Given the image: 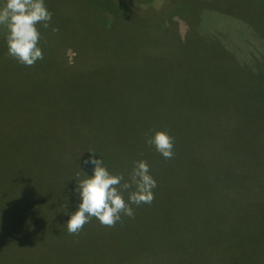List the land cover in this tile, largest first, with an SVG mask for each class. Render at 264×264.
<instances>
[{"label":"rangeland","instance_id":"rangeland-1","mask_svg":"<svg viewBox=\"0 0 264 264\" xmlns=\"http://www.w3.org/2000/svg\"><path fill=\"white\" fill-rule=\"evenodd\" d=\"M127 1L133 0H0L1 62L9 55H36L38 45L52 55L51 42L100 56L106 45H130L137 70L119 79L113 70L99 68L98 81L84 90L95 108L127 111L121 126L109 130L115 139L107 138L111 123L86 145L98 151L43 147L25 141L28 130L17 122L1 124L0 231L9 228L10 219L13 225L19 219L13 230L84 232L99 230L102 221L134 229L133 203L147 201L145 186L156 182L151 159L159 173L165 168L175 179L184 170L194 173L192 190L170 197L201 199L216 210L219 227L209 237L221 233L213 248H223L218 243L225 241L220 264H233L230 249L237 243L253 264H264V0H154L136 16L140 25L132 29L147 31L140 34L115 24L102 32L89 24L106 20L116 3L123 7ZM33 62L23 71L28 79L35 73ZM39 65L49 76L61 74L49 61L46 69ZM3 67L0 85L13 77L21 88L20 69ZM49 84L55 96L57 85ZM39 89L48 92L46 85ZM59 106L48 100L42 114ZM30 137L37 142L35 134ZM143 149L145 156L139 154ZM150 149L156 154L148 155ZM107 151L112 158L102 156ZM253 185L259 189L252 192ZM197 205L191 203L187 212Z\"/></svg>","mask_w":264,"mask_h":264},{"label":"trees","instance_id":"trees-1","mask_svg":"<svg viewBox=\"0 0 264 264\" xmlns=\"http://www.w3.org/2000/svg\"><path fill=\"white\" fill-rule=\"evenodd\" d=\"M153 1L133 0L130 3H135L136 7L140 8ZM128 3L129 1H127ZM115 7L119 9L122 6L116 3ZM120 12L123 14L121 8ZM99 66L113 70L114 76L119 79L121 77L124 79L125 76H128L127 74H135L137 71L136 65L126 59L124 55H111L107 65ZM3 69L4 67L1 68V71ZM88 85L84 89L88 88ZM71 89L74 91V88ZM84 89L80 91L79 95L90 105L78 102L79 95H72L68 107L42 116L41 114L36 115L39 112V106L36 105L38 100L33 99V95L27 97V101H21L20 97L14 95V90L10 88L9 83L6 87L0 85V126L1 124L11 126L17 122L19 129L24 127L28 130V133H25V141L43 147L61 149L66 145L69 149L79 147L86 150L91 149V152L98 151V149H92L86 145L91 140L98 141V134L102 131V126L112 123L114 126L111 129L107 128L108 132L115 130L116 124L117 127H120L123 122L121 114L127 113V111L126 109L116 111V107L111 108L108 105L95 108L90 102L92 95H83ZM29 92L39 94L37 88L29 87ZM34 96H36L35 93ZM23 103L28 105L29 109H26L22 105ZM22 107L26 110L24 111ZM46 108L47 104L44 106V109ZM112 110L115 114L112 113ZM87 111L89 114L91 113L90 117L86 114ZM98 111L99 115H94V112ZM111 114L116 118L112 119ZM39 116L44 119L40 121ZM109 117L113 121H108ZM91 132L96 135H90ZM33 134L38 137V139H34L37 142H31L30 136ZM107 138L113 140L116 137L110 132ZM107 138H104V141L110 145ZM141 151L139 154L145 156L147 149ZM107 152L102 156L108 155L112 158L110 152ZM152 154L156 153L150 149L148 155ZM103 157L102 161L106 163ZM150 160L148 162L151 165L149 169L158 172L155 176L156 182L145 186V190L148 192L147 201L133 203L135 204L133 205L135 211L134 229L129 230L123 225L121 228L111 224L110 221H102L100 223L102 227L99 230L84 232L65 229V224L55 225L58 229H65L62 231L13 230L9 229L10 226L16 227L19 219L14 225L11 224L10 219V224L6 226L9 228L0 231V264H220V258L225 253L223 251L225 241L218 243L223 248L219 246V248H213V243H217L215 241L219 240L221 233L209 237L215 233L213 229L219 227L216 210L208 208L211 204L201 199L175 201L170 197L173 192L192 190V182L195 180L194 173L188 174V170H184L179 173L180 177L175 179L176 177L168 176L164 172L165 168H161L163 171L159 173ZM106 164L109 165L110 162ZM249 188L252 192L259 189L255 185ZM193 202H198L197 209L187 212V207ZM237 205L240 209H244L241 203H237ZM26 228L28 227L26 226ZM240 246L241 244L237 243L230 249L232 250L230 254L233 255L232 263L253 264L244 257V249L239 252L238 247Z\"/></svg>","mask_w":264,"mask_h":264},{"label":"crops","instance_id":"crops-1","mask_svg":"<svg viewBox=\"0 0 264 264\" xmlns=\"http://www.w3.org/2000/svg\"><path fill=\"white\" fill-rule=\"evenodd\" d=\"M115 4V2H114ZM115 7V6H114ZM120 8L123 11L120 12ZM145 7H136L135 3H128L124 7H115L114 13L112 16L107 18L106 20H89V24L95 25L98 24L99 28L101 29L102 32L106 31L107 29H112L111 24H115V26L119 27H127L130 28L128 30L130 33L132 30L134 32H138L139 34L143 32H147L139 29H132L133 26L137 27V25H140V22H136V16L140 13L143 12V9ZM142 10V11H141ZM110 19V20H109ZM142 26L144 25V22H141ZM177 23V22H176ZM148 24H150L148 22ZM180 25L179 23H177ZM97 27V26H96ZM114 31V30H113ZM112 31V32H113ZM116 32V31H114ZM101 35H105L104 33H100ZM42 41V38H40ZM42 43V42H41ZM108 48L103 50V55H80V50H78L76 47H72L68 43L66 44H57L51 42L50 43V52L52 55H46V51L43 49H40L39 45L37 48H35L36 55H1V56H7L6 60H0V69L3 68V66L7 63V66H16L19 68V73L23 75V71L29 66L30 62L32 63V58H34L35 66L32 64V68L35 70L34 76L32 79H28L23 75V82H22V87L17 88L13 85L14 80L12 79L13 77H9V84L10 88L14 90V95H17L20 97L21 101H24L28 99L26 97V93H29V87L31 89L35 88H40V85H46L48 88V92L43 94L41 93V90L39 89V94L36 96L33 95V99L38 100L36 102H39V112H37L36 115H42V112L45 110L44 106L47 104L48 100L54 99L60 103V108L57 110L59 111L60 109H65L64 107H68L71 102V97L79 95L80 91L85 88L86 85H88L89 82H97L98 79L95 78V73L97 69L101 68L99 65L104 64L107 65V62L109 60V57L111 55H120L116 53L115 51L119 52H127L124 57L128 59L130 62L132 59L135 58V56L132 55V51L130 49V45L128 46V49L126 47H121V48H114L112 46L106 45ZM45 51V52H44ZM49 61L52 64L53 71L54 70H61L60 75L56 76H49L46 73V70L41 69V64L45 69H46V62ZM10 62V63H9ZM33 62V63H34ZM133 63V62H132ZM68 70L69 73H71V78L69 80H64L63 75L65 74ZM54 78H60L58 81L54 80ZM61 80H64V82H61ZM43 82H46L43 84ZM49 83H54L57 85L56 89V95L52 96V88ZM6 87V85H5ZM71 88H74V91H72ZM85 90V89H84ZM36 97V98H35ZM27 101V100H26ZM32 102V101H31ZM78 102H83V99L79 95L78 97ZM23 106L26 107V109H29V106L25 105V103L22 104ZM35 104L33 103V107ZM24 109V107H22ZM24 109V111L26 110ZM54 111V112H57ZM40 121L44 119V117L39 116Z\"/></svg>","mask_w":264,"mask_h":264}]
</instances>
